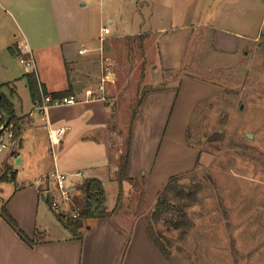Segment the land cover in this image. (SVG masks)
Masks as SVG:
<instances>
[{"label":"crops","instance_id":"obj_1","mask_svg":"<svg viewBox=\"0 0 264 264\" xmlns=\"http://www.w3.org/2000/svg\"><path fill=\"white\" fill-rule=\"evenodd\" d=\"M112 1L0 0V14L8 12L14 24L11 32L3 20L0 23V83H10L3 92L16 114L25 116L22 143L14 150L0 151V170L8 167L15 172L14 179L0 181V198L8 199V211L36 240L33 245L24 241L0 215V264H194L184 251L166 257L150 238L147 222L158 193L147 198V206L143 203L146 186L155 176L164 172L167 183L176 171L193 169L200 156L198 150L197 160L193 157L195 148L190 145V161L167 172L173 136L166 137L180 87L169 79L161 88L154 84L145 92L132 124L127 179L121 182L123 137L113 146L110 91L103 82L93 84L88 73L98 69L95 58L104 60L108 37L144 33L146 39L157 41L158 57L149 62L161 73L158 84L173 72L197 65V58L190 60V56L198 44L208 43L213 54L230 59L246 46L264 47V0H118L121 20L114 28L101 25L105 20L114 23L109 7L105 9ZM104 27L109 33H104ZM22 58L32 62L26 64ZM32 71L48 94L54 97L71 88L69 96L76 102L41 109L44 95L41 102L34 101L25 77ZM105 71L110 75L111 68ZM58 130L54 142L50 133ZM80 143L88 144L85 156L77 154ZM55 169L70 174L83 170L84 178L101 179L108 209L116 207L120 195L122 206L107 217L84 218L80 226L59 225L50 198L54 182L49 174ZM84 178L73 177L71 183L77 186ZM141 181L144 192L136 196L142 191L135 188ZM109 186L114 195L111 206Z\"/></svg>","mask_w":264,"mask_h":264},{"label":"rangeland","instance_id":"obj_2","mask_svg":"<svg viewBox=\"0 0 264 264\" xmlns=\"http://www.w3.org/2000/svg\"><path fill=\"white\" fill-rule=\"evenodd\" d=\"M107 8L114 23L105 20L101 25L114 28L121 20V3L113 0L111 5H105ZM1 21L11 32L14 30L8 12L0 14ZM99 26L97 20V30ZM108 38L104 60L97 57L93 61L99 70L95 68V73L88 76L93 84L103 82L110 91L113 146L122 135L125 149L131 115L139 98L154 84L161 88L174 79L171 82L177 83L180 93L166 137L173 136L167 172L186 165L193 155L197 160L200 151L197 165L181 174L182 183L197 191L196 200L187 208L193 226L183 239L177 237L175 230L168 234L194 264H264V47L257 43L246 46L237 58L230 59L213 54L208 43L198 44L190 56V60L197 58V65L173 72L158 84L156 79L161 73L154 71L149 62L158 57L157 41L146 39L141 47L137 39ZM107 67L115 73L108 74L114 82L102 80ZM72 74L75 77L76 73ZM190 145L195 148L191 156ZM78 147L82 148L78 155L89 153L87 143ZM3 173L12 172L7 167L6 171L0 170V176ZM163 174L146 186L143 203L149 204L147 198L155 193L157 202L167 184ZM177 174L180 173L173 175ZM137 187L142 191L135 195L140 196L144 183L139 182L136 190ZM52 188L55 199L61 202L56 183ZM108 188L111 206L114 195ZM71 197L68 210H53L59 225H69L83 206L84 196L78 186L73 187ZM122 203L121 196L118 208ZM161 228L165 226L162 224Z\"/></svg>","mask_w":264,"mask_h":264},{"label":"trees","instance_id":"obj_3","mask_svg":"<svg viewBox=\"0 0 264 264\" xmlns=\"http://www.w3.org/2000/svg\"><path fill=\"white\" fill-rule=\"evenodd\" d=\"M128 39H137L139 46L143 47V42L147 37V34H136L134 36H126ZM12 52H15L13 47H10ZM28 86L34 101H42V95H47V91L44 85L39 80L36 71L26 73ZM5 86H11L10 83H0L1 98L0 103L6 114L10 116L8 124L4 127V130H0V136L5 130H11L14 135V139L17 141V145L22 143V131L25 122V116H18L16 114L13 102L3 92ZM14 90V89H12ZM71 94V88L57 92L54 97L61 98L69 96ZM142 96L139 98L136 106L133 109L130 125L128 129V136L125 143V149L120 157V181L127 179V166L130 152L132 124L134 118L139 110L142 102ZM5 117H0V127L4 125ZM182 173L173 175L169 178L164 190L161 192L157 202L155 203L147 222V229L150 238L156 243L158 248L164 253L166 257H170L173 251H184L181 246L176 245V239L170 236L168 232L172 230L177 231V237L183 239L187 236L190 229L193 226V221L187 211V208L193 205L197 198V191L191 189L185 183H182ZM9 178H15V172L11 175L3 173L0 176V181L8 180ZM84 195L83 206L76 217H73L70 224L67 226L76 227L80 226L83 218L90 217H107L118 209V203L116 207L110 211L107 207L106 189L101 179L96 177L85 178L84 181L77 185ZM121 195L118 198V202ZM8 199L0 198V215L10 224V226L18 233V235L30 245H33L36 240L31 239L20 228L17 220L11 215L7 208ZM62 218V215L59 214ZM165 226V229L161 228V225ZM185 252V251H184Z\"/></svg>","mask_w":264,"mask_h":264},{"label":"built area","instance_id":"obj_4","mask_svg":"<svg viewBox=\"0 0 264 264\" xmlns=\"http://www.w3.org/2000/svg\"><path fill=\"white\" fill-rule=\"evenodd\" d=\"M104 33H109V28L104 27L103 28ZM104 37H102V40ZM22 62L26 64H30L32 62V59L30 58H22ZM109 72L106 73V77L103 78L105 81L110 80L108 77ZM76 99L73 96H65L61 98H56L51 96L50 94H47L43 97V103L40 105L41 109H46L50 105H60V104H70V103H75ZM0 129L4 130V125H1ZM61 133V130H58L57 132L53 133L51 132V138L54 142L57 141L58 135ZM17 146V141L14 139L13 132L11 130H5L3 134L0 136V151H3L7 148H12L14 150ZM82 178L84 177L83 171H77L75 173H68L64 171H60L59 169H55L49 174V178L51 181L56 183L60 194L62 196V201L59 202L55 199V194L51 192L50 198H51V206L54 210L56 211H64L67 209L69 206V202L72 199L71 197V191L73 187L75 186L74 183H71V178ZM78 213H75L74 216H77Z\"/></svg>","mask_w":264,"mask_h":264},{"label":"water","instance_id":"obj_5","mask_svg":"<svg viewBox=\"0 0 264 264\" xmlns=\"http://www.w3.org/2000/svg\"><path fill=\"white\" fill-rule=\"evenodd\" d=\"M0 98H1V90H0ZM0 113L5 117V123H4V127H5L10 120V116L4 112V110L1 106V103H0ZM0 130H2V129H0Z\"/></svg>","mask_w":264,"mask_h":264}]
</instances>
